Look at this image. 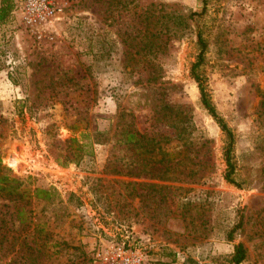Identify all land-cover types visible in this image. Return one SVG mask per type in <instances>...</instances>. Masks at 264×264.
I'll return each mask as SVG.
<instances>
[{
	"label": "rangeland",
	"instance_id": "1",
	"mask_svg": "<svg viewBox=\"0 0 264 264\" xmlns=\"http://www.w3.org/2000/svg\"><path fill=\"white\" fill-rule=\"evenodd\" d=\"M205 1L57 0L40 38L18 9L0 25V166L22 181L0 197V264H91L125 230L146 264H230L238 243L264 264V0Z\"/></svg>",
	"mask_w": 264,
	"mask_h": 264
},
{
	"label": "trees",
	"instance_id": "2",
	"mask_svg": "<svg viewBox=\"0 0 264 264\" xmlns=\"http://www.w3.org/2000/svg\"><path fill=\"white\" fill-rule=\"evenodd\" d=\"M203 5L205 6L206 1L202 0ZM18 5L17 2L14 4L13 0H1L0 1V25L7 23L10 20L11 13L14 12L17 9ZM199 15V13L193 12L191 15ZM197 27V45H198V53H197V61L195 65H199L204 58V53L206 50V41L204 37L202 36V32L199 29V26ZM197 86L199 89L200 94V103L202 107L207 111V113L218 123L220 126L222 132L224 133V145H223V158L226 164V170H225V178L230 183H235L233 178V173L235 172V164L232 159V146L234 142V136L232 130L229 128L227 123L223 120V118L218 114L216 111L213 103L209 99V96L207 94V91L205 89V86L202 83V80L198 75L194 76ZM127 141L134 142L135 144H138L142 142L145 138V134L141 132H127ZM155 139V137H154ZM147 145V144H146ZM145 146L143 144H140L138 147H136L135 154L138 156L140 153L146 152L147 154L152 152L149 148L144 149ZM181 150H178V152ZM183 151V150H182ZM159 155H164L163 151H159ZM147 161H153L150 159V156H148ZM158 162H162V158L158 159ZM117 173H123L120 169L115 170ZM151 171V170H150ZM167 170L163 168H159L156 172V177L160 179H165L166 176H164L165 172ZM148 173V172H147ZM188 175L182 171H174V177L173 179L179 180L182 177L180 175ZM22 184V181H20L17 178H13L9 176V171L7 168H4L0 166V197H11V196H20L21 190H19L20 186ZM47 192V190L45 191ZM239 227V225L234 226L229 231V239H232L233 232ZM245 259V250L243 246L238 243L234 246V251L231 256V262L230 264H240Z\"/></svg>",
	"mask_w": 264,
	"mask_h": 264
},
{
	"label": "built area",
	"instance_id": "3",
	"mask_svg": "<svg viewBox=\"0 0 264 264\" xmlns=\"http://www.w3.org/2000/svg\"><path fill=\"white\" fill-rule=\"evenodd\" d=\"M25 29L40 38L62 12L57 0H20L17 7ZM126 241L99 239L92 253L91 264H146L145 250L149 238L134 239L133 232L125 230ZM132 240L133 242H129Z\"/></svg>",
	"mask_w": 264,
	"mask_h": 264
}]
</instances>
